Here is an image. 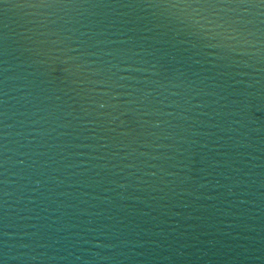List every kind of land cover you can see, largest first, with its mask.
<instances>
[{"label":"water","instance_id":"obj_1","mask_svg":"<svg viewBox=\"0 0 264 264\" xmlns=\"http://www.w3.org/2000/svg\"><path fill=\"white\" fill-rule=\"evenodd\" d=\"M0 2V264H264V7Z\"/></svg>","mask_w":264,"mask_h":264},{"label":"snow or ice","instance_id":"obj_2","mask_svg":"<svg viewBox=\"0 0 264 264\" xmlns=\"http://www.w3.org/2000/svg\"><path fill=\"white\" fill-rule=\"evenodd\" d=\"M2 2V0H0ZM174 7H264V0H178Z\"/></svg>","mask_w":264,"mask_h":264}]
</instances>
